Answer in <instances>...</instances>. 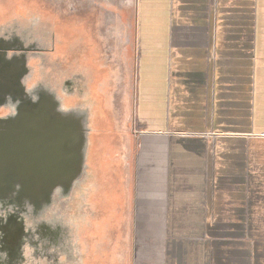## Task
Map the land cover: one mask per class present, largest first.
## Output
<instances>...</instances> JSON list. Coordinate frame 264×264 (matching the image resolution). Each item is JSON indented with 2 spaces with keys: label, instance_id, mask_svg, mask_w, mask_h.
Returning <instances> with one entry per match:
<instances>
[{
  "label": "crops",
  "instance_id": "obj_1",
  "mask_svg": "<svg viewBox=\"0 0 264 264\" xmlns=\"http://www.w3.org/2000/svg\"><path fill=\"white\" fill-rule=\"evenodd\" d=\"M44 1L71 27L31 10L33 30L52 23L58 47L86 53L73 59L75 80L95 85L103 70L89 92L103 95L105 119L123 129L136 82L139 118L157 132L142 141L131 205L127 191L104 195L105 224L135 217L152 264H264V0ZM128 159L122 150L115 164Z\"/></svg>",
  "mask_w": 264,
  "mask_h": 264
},
{
  "label": "rangeland",
  "instance_id": "obj_2",
  "mask_svg": "<svg viewBox=\"0 0 264 264\" xmlns=\"http://www.w3.org/2000/svg\"><path fill=\"white\" fill-rule=\"evenodd\" d=\"M67 7L71 12L73 3L70 1ZM31 10L46 17L56 16L59 27L64 25L63 19L59 20L62 18V11L48 9L44 0H0V40L4 41L0 42V47L10 48L5 51L1 48L0 52H5L6 61L12 64L10 73L15 78L21 73L20 67L23 64L28 69L20 87L16 88L17 94L23 91L22 96L16 94L17 101L20 97L24 100H37L42 91H47L60 100L64 113L82 116L86 125L84 170L69 190L58 187L45 200L44 192L36 191L37 188L31 189L32 184L28 178V154L32 149L30 140L24 132H18L15 129L17 127L0 124V215L9 211L13 214L15 208L22 209L27 205L26 209L31 216L25 225L32 241V245L26 244L28 237L22 240L25 237L20 234L21 226L9 222L11 213L5 215V221L0 227V264H152L149 259L141 257L140 237L143 229L135 217L128 216L123 228L115 227V221L111 226L109 223L105 224L108 212L104 210V195L107 194L110 198V194L127 191L131 205L136 195V168L137 159L142 156V141L157 134L149 131L139 118L136 82L132 83L129 103L123 107L118 119L123 129L118 130L114 121L109 122V116L105 119L103 95L96 91L94 98L90 97L89 88L96 90L97 83L103 84V70L98 69L96 74L92 72L96 77L95 85L86 84L85 80H75L73 59L77 62L86 53L71 52V43L58 47L57 40L62 39L63 35L57 33L61 30L54 29L52 23L49 27L46 22L44 30H40L41 27L33 30L32 27H37L36 23L40 21H30L27 18L30 17ZM96 54V57L93 55L94 60H98L100 65V57L104 53ZM68 62L70 66L67 67ZM127 70L138 83V69L134 66L126 69V72ZM4 74L0 69V76ZM64 77H70L72 84L65 85ZM128 77L130 74L124 77L126 83L129 82ZM9 102L10 104L0 107V121L15 119L20 114L17 107L20 102L16 105ZM215 134L177 131L166 133L167 137L177 138H214L217 136ZM45 136L48 137V134ZM122 150H127L128 169L126 164L125 169L124 165L115 164ZM100 163L107 166L100 168ZM14 186L18 188V193L12 192L11 188ZM4 190L8 193L3 194ZM133 204L135 207L134 202ZM57 215L65 225V231L62 230L65 234H58L56 228L52 227L58 222ZM42 221L46 226L43 223L42 226H37V222ZM4 225L7 231L3 228ZM36 250L42 251L36 254Z\"/></svg>",
  "mask_w": 264,
  "mask_h": 264
},
{
  "label": "water",
  "instance_id": "obj_3",
  "mask_svg": "<svg viewBox=\"0 0 264 264\" xmlns=\"http://www.w3.org/2000/svg\"><path fill=\"white\" fill-rule=\"evenodd\" d=\"M1 48L5 51L8 47ZM5 56V52H0V69L3 74L6 73L0 76V107L10 104L9 101L14 105L24 103H21V107L20 103L17 106L20 114L15 119L0 121V124L17 127L15 129L24 132L30 140L32 149L28 154L30 159L27 170L31 189L37 188L36 191L44 192V198L48 200L55 189L60 187L67 191L82 176L86 125L82 116L64 113L60 100L47 91H42L37 100H24L20 97L17 101L16 88L20 87L28 69L23 64L20 67L21 73L15 78L10 73L13 66L6 61ZM17 95L22 96L23 91ZM33 129H37V132H32ZM45 134L48 137H44Z\"/></svg>",
  "mask_w": 264,
  "mask_h": 264
},
{
  "label": "flooded vegetation",
  "instance_id": "obj_4",
  "mask_svg": "<svg viewBox=\"0 0 264 264\" xmlns=\"http://www.w3.org/2000/svg\"><path fill=\"white\" fill-rule=\"evenodd\" d=\"M8 49H10V48H8ZM12 189V192H15V193H18L19 192V190H18V188H16V186H14L13 188H11ZM5 192L3 193V194H7L8 192H6V190H4ZM26 207H27V205L24 207V208H20V209H17V208H15V212L12 214L10 211L7 213V214H5V212H2L1 213V215H0V227H2V222L3 221H5L4 220V217H5V215H10V213L12 214V216H11V218L9 219V222L10 223H12V224H16V225H20L21 226V231H20V234L22 235V236H24L25 238H22V240H24V239H26L27 237V239L25 240V243L26 244H29V245H32V241L29 239V232L27 233V231H26V225H25V223L26 222H28L29 220H30V216H31V214L28 212V210L26 209ZM4 210V209H3ZM4 211H7L6 209L4 210ZM24 212V213H23ZM58 215H60L59 213H58ZM57 215V223H54L55 225H53L52 227H55L56 228V231H58V234H60V232H62V230H64L65 231V225H64V223H63V221H62V219H58V216ZM44 221H42V222H37V226H42L41 224L43 223ZM45 223V222H44ZM43 223V224H44ZM45 225V224H44ZM46 226V225H45ZM48 226V225H47ZM3 228L5 229V231H7V227L4 225L3 226ZM3 229V230H4ZM63 234H65V232H62ZM1 236V235H0ZM4 242V241H3ZM24 243V244H25ZM5 248H3V250H4ZM42 250H36V254H39L40 252H41ZM21 257V256H20ZM19 257V258H20Z\"/></svg>",
  "mask_w": 264,
  "mask_h": 264
},
{
  "label": "bare ground",
  "instance_id": "obj_5",
  "mask_svg": "<svg viewBox=\"0 0 264 264\" xmlns=\"http://www.w3.org/2000/svg\"><path fill=\"white\" fill-rule=\"evenodd\" d=\"M136 95H137V89H136ZM136 99V97H135ZM135 103H136V100H135ZM136 105V104H135ZM170 108V107H169ZM16 146V145H15ZM19 146V145H18ZM7 148V147H6ZM18 148V147H17ZM5 150V149H4ZM4 154V153H3ZM19 156V155H18Z\"/></svg>",
  "mask_w": 264,
  "mask_h": 264
}]
</instances>
